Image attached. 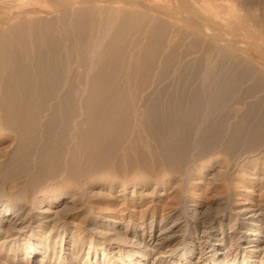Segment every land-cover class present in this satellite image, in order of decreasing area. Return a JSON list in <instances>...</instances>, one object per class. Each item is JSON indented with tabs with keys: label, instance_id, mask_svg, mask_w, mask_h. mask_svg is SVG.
<instances>
[{
	"label": "bare ground",
	"instance_id": "1",
	"mask_svg": "<svg viewBox=\"0 0 264 264\" xmlns=\"http://www.w3.org/2000/svg\"><path fill=\"white\" fill-rule=\"evenodd\" d=\"M4 1L14 3L16 0ZM44 1L48 2L53 10L47 12V10L41 9V6L28 9L19 7L16 12L0 17V130H10L15 134L19 141V144H16V155L22 152L29 156L35 155L39 165L37 168L35 166L36 173H33L34 175L30 176V173V177H27V180L24 179L23 193L30 191L34 185L37 187L36 192L38 193V188H40L38 183L46 178L44 176L49 174L52 180L54 178L52 176L60 172L62 168L68 173L69 179L71 178L78 184L85 183L86 181H83L87 177L90 179L93 174H105L110 178L111 173L121 174L124 168L141 166L147 169L146 167L149 165L146 159L147 154L155 156L163 169L165 167L170 171L183 172L185 171L186 153L191 149L189 147V132L185 130L188 124L182 120L186 113L191 120L192 118H204V120L202 119L203 131L200 133L202 136L199 138L202 150L209 152L215 147L217 143V139L214 137L216 124L214 125V121L212 122L214 119H212V114H218V112H213L220 106L222 107L221 104H224L232 95L236 89L234 82L237 81L233 80L234 82H232L222 70L225 74L221 73V76L218 74L219 77L216 75L214 78L212 73L216 71L213 67L215 64L213 60V66H210L211 62L209 64L208 61L212 58H209L207 61L209 67L206 65L208 68H203L205 70L200 76L205 73L206 78H213L207 79L209 81L205 82L201 88L186 90L185 84L182 85L185 70L179 64L180 56L178 55L180 53L174 47L171 35L167 37L166 27L163 24H158L154 17L156 14L153 15V13H160L163 10L159 4L147 5L141 0H100L110 3V5L117 4L119 7L115 8L113 5L109 7L106 4L108 7L105 8L106 6L102 5L103 8L98 7L97 9L100 10L99 12L96 10L97 14L95 15L93 10L89 9L90 7L87 8V4L86 8L75 10L80 4L90 3L93 5L91 3L94 2L93 0L77 2L27 0L28 5L35 4L36 6L41 5ZM231 1L233 3H252L261 0ZM172 2L176 6V13L170 14L168 10L167 14L196 29L195 31L204 40H208L207 38L217 40L226 47L225 51L227 48L244 52L260 51L259 46L253 42L238 41L239 39L230 37L227 32L221 33L222 30L215 29L211 18L194 17L182 4L183 7H181L180 0H172ZM202 3V12L212 10L209 9L211 3L205 0ZM247 5L249 4L247 3ZM233 6L235 8L236 5ZM261 6H259V10ZM246 9L250 8L246 7ZM261 12L260 14H262ZM150 13H152L151 18L148 17ZM43 14L47 16H43ZM157 16L160 17V15ZM215 16L217 17V15ZM257 16L259 17V15ZM213 19L215 20V18ZM255 22L253 23L256 25ZM263 22L264 20L261 23ZM218 49L215 50L218 51ZM218 72L216 71V73ZM172 84H181L180 89L175 88L176 94L174 101L172 100L174 104L166 105L164 91L169 89L168 87H171ZM262 93L258 95L261 96ZM231 103L233 102L231 101ZM203 104H206L208 108L205 109ZM227 105L230 104L227 103ZM227 105L226 107H228ZM244 105L246 107L247 104ZM224 107L223 109H225ZM202 108L207 110L208 114L199 115L202 113L200 112L203 110ZM203 112L205 113V111ZM220 113L222 114V112ZM201 119H199L200 122ZM141 131L161 142L162 147L156 152V155L152 152V148L143 141ZM230 140L232 141V138ZM228 145H225L224 150L227 157L231 151V147ZM261 151H264V144L255 155H259ZM223 158L224 160L221 161L224 163H220L225 169L222 172L226 171L223 179L225 183L221 185L223 192L213 201L221 211L212 214L213 204L192 199L189 201L190 210L188 209V211L190 216L192 215L189 222L185 219L182 220L184 217L180 215L177 207V209L167 207L166 212H163L161 216V222L159 225H155L153 219L157 208L147 206L143 209L145 216L149 211L153 212L152 220H150L152 224L150 234H135L134 241L146 250L160 251L158 264L161 257L171 255L176 248H182V246H187L186 253L180 256L186 259L189 264H239L237 254L231 258L233 248L239 244L244 245V258L241 264H264V200L251 205L236 204L230 208L229 213H226L230 205L227 192L232 178L229 175L231 172L233 173L232 168L234 167L232 166L234 164L231 163L233 160L230 161L231 157H228L230 160L225 156ZM255 162L257 163V161ZM21 171L17 172L23 173L24 169ZM236 171H238L237 167ZM81 177H83V181L80 180ZM88 178L87 182H89ZM260 178L259 176L254 177L256 181ZM25 181L28 184H25L27 183ZM75 188L77 190L73 196L74 202H80L82 198L84 199L83 192L79 187ZM33 191L34 189H32ZM16 192L13 191L10 194L9 197L12 198L10 203L0 202V223L9 222L8 229L0 227V234L5 233L7 241L8 238L23 233L29 227L28 225L36 223V227L45 234V237L42 238L46 240L47 245L50 234L58 230L57 224H59L60 218L58 220L57 217L56 219L52 218V215L31 214L27 202L32 198L27 202H20L18 201L20 195L15 194ZM30 193L28 192V195ZM120 196L116 197V200L119 201ZM130 203L135 205L134 200H130ZM113 204L117 203L113 202ZM119 209L122 212L129 209L127 201H124ZM131 210V212H136L133 208ZM6 217L9 218L8 221L4 220ZM107 217L108 221L116 222L115 217ZM145 224L144 222L143 226ZM49 228L51 230L47 235L45 230ZM188 230L192 232L187 233ZM26 245L31 250L30 255L35 257L44 254L43 243H25ZM48 250L47 248L41 264H50L46 259Z\"/></svg>",
	"mask_w": 264,
	"mask_h": 264
},
{
	"label": "rangeland",
	"instance_id": "2",
	"mask_svg": "<svg viewBox=\"0 0 264 264\" xmlns=\"http://www.w3.org/2000/svg\"><path fill=\"white\" fill-rule=\"evenodd\" d=\"M65 1L77 2L80 0ZM93 1L97 4H95L94 2H91L93 3V5H90V3L80 4L75 10L86 8L87 4V8L90 7L89 9H92L94 14L96 15L97 11L99 12L101 7L103 8L102 5L106 6L105 8H107L108 6L111 7V5H113H110V3L105 1L102 2L99 0L100 3L98 0H96L98 2H96L95 0ZM141 1H143L147 5L159 4V7L163 9L160 13H153V15L156 14L154 17L158 21V24H163L166 27L167 37H170L171 35L173 44L175 45L174 47H176V49L178 50L177 52L180 53V55H178L180 56L179 64L185 70L184 78L182 81L183 83H181L182 85L185 84L186 90L201 88L205 82L211 80V78L213 77L215 78L216 75L218 77L219 75L221 76V73H226V75L232 82L237 81L234 82L236 83V89L224 103L225 105L222 103L221 105L223 106H220L219 109H217L218 111L216 110L213 112H218V114H212V119L214 118L212 122L214 121V125L216 124V130L214 132V137L217 139V143L215 144L216 148H212L211 150H209V152H204L202 150L201 146L199 145V138H201L202 136V134L200 133H202L203 131L202 119L204 120V118H199L201 119V122L198 118H192L191 120L190 117L188 118V115L186 113V116L184 117V119L182 118V120L183 122L185 121L186 124H188L185 130L189 132V147L191 149L187 151L185 156V171H170V169L165 167L164 169L166 170H164L161 167V164L156 160L155 156L152 157V155L147 154L146 159L149 164L146 167L147 169L141 166H135L136 168H124L121 174L116 175L114 173H111L110 178L105 174H93V177L89 176L90 179L87 177L89 182H87V178L83 181V177H81L80 180H82L83 182L86 181L83 184H81V181V183L78 184L76 182H73L71 178L69 179L68 173H66V170L62 168V170L64 169V171L61 170L60 172L54 174L52 176L54 177L52 178V180L50 179L51 176L49 177V174H47L48 178L45 175V181L43 179L40 181L41 183L43 182L44 185L40 182L38 183L39 186L37 185L38 187H40L38 188V193L36 192L37 187H35L34 185L32 188L34 189V191L32 192L31 189L30 191H28L29 193L31 192L28 195V192L23 193L22 191L25 188V185H23L24 179L27 180V177H30L36 173V168L39 167L38 159L35 155H30V157L28 154H25V152L16 155V144L18 145L19 141H17L15 134L10 130H0V202L10 203V199H12L9 197L10 194L13 191H18L15 193L20 195V200L18 201L27 202L28 199L32 198L29 200V202H27V205L29 206L28 210H30L31 214L52 215V218L56 219L57 217L58 220L60 218L59 224H57L58 230L50 234L47 245L46 240L42 238L43 236L45 237V234H43L40 228L36 227V223L28 225L29 227L23 233L13 236L14 238H8L7 241L6 235H4L5 233H1L0 264H41V260L46 254L47 248L49 250L47 252L48 256L46 257V259L50 264H158L160 251L146 250L143 246L138 244V242L134 241L135 234H150L152 225L150 220H152L151 217L153 212L151 210L145 216L143 209H145V207L147 206H154V209L157 208L155 210V217L153 219L155 225H159L162 219L161 216L163 212H166L167 207H177L178 209H176L178 210L180 215L184 217L182 218V220L185 219L189 222L192 217V215L190 216V212L188 211V209L190 210V200L195 199L199 201H205L207 204L210 203L214 205L213 201L217 197L221 196L223 192V188L221 185L225 183L223 179L226 175V171H224L225 173L222 172L224 168L220 163L223 162L221 160H224V156L225 158L231 157V160L229 158L228 159L230 161L233 160L231 163L234 164L232 166L234 167L232 168L233 173L230 169L231 173L229 175L230 178H232L231 183H229V191L227 192V196H229L230 199V205L229 208H227L228 211L226 210V213H229L230 208L234 207L236 204L246 203L247 205H251L259 203L260 200H264V197H262V195L264 194V151H261L259 155H255L261 150V147L264 144V22L261 23L264 20V1L261 0L260 2L252 3H233L231 0H227L228 2L225 0H205L208 3H211V8L209 9L212 10H206L205 12H202L201 7H203L202 1L204 0H180V5L182 4L185 9H188L191 15H193L194 17L198 16L196 18H211L210 20H212V25L215 29L217 28L218 31L222 30L220 31L221 33L227 32L230 37H233L236 40L239 39L238 41L245 40L248 42H253L257 46H259V52L251 50V53L241 50L234 51L231 48H227V50L225 51L224 49H226V47L217 42V40H214L212 38H207L208 40H204V38L200 37V34L195 31L196 29L190 27L183 21H177V19H175L173 16L171 17L167 14L168 12L166 11L168 10L170 14L173 12V14L176 13V6L173 4L172 0ZM247 3L249 5H247ZM106 4H108V6ZM115 5H113L115 8L119 7L117 4ZM182 5L181 7H183ZM233 5H236L235 8ZM258 5H262L260 7V10L262 12L259 10ZM38 6H41L40 8L44 11L47 10V12L53 10V7L46 1L42 2L41 5L38 4L36 6L35 4L28 5L27 0H16L14 3H6L4 0H0V17L5 16V14L7 16V14L9 15L13 12H16L19 7L28 9ZM98 7L100 9H97ZM246 7L250 9L248 10L246 9ZM248 11H250L249 14ZM255 11L259 13L257 14L259 15V17L255 14L257 13ZM260 12L262 14H260ZM157 15H160V17ZM215 15H217V17ZM43 16L47 15L43 14ZM151 16L152 13L148 14L149 18H151ZM213 18H215V20ZM253 22H255L256 25ZM257 22L259 26L261 25L260 27H257ZM218 27L222 29H219ZM188 28L190 29L189 31ZM193 32L195 33L193 34ZM202 45L204 46L202 47ZM214 47L215 49H221H218L217 51L214 49ZM211 48H213L212 50L215 51L211 52ZM224 52L226 53L224 54ZM211 53L213 56L211 55ZM207 54L208 56H206ZM209 58L212 59L210 60ZM213 60L215 64L214 66L212 64ZM205 61H208L209 64L211 62L210 66H213L217 72L219 71L218 73H216V71H213V77H210V79L206 78L207 76L204 75L205 73L200 76V74L204 72L203 70L209 67L208 62L206 63ZM221 70L225 71V73ZM180 85L181 84H172L171 87H168L170 90L167 89L166 91H164V99L166 105L174 104L173 101L176 94L175 91L176 89H180ZM261 93L262 95L259 96ZM232 97H234L235 99L233 100ZM253 98L257 99L255 100ZM230 100L233 103H231ZM227 103L230 105H227ZM244 104H247L246 107ZM226 105L228 107H226ZM203 107L205 109L208 108L206 104H203ZM223 107L225 109H223ZM204 108H202L203 110L200 111L202 113H199V115L204 116L208 114L207 110H204ZM255 108L258 109L255 110ZM203 111H205V113ZM246 111H250L249 113L251 114L247 113ZM220 112H222V114ZM198 128L201 130H199ZM141 136L144 139L143 141L152 148V152H154V155H156V152L159 151L162 147L161 142L152 139L148 136V134L142 131ZM231 138L232 141L230 140ZM228 141H230L232 144L229 142L230 145H228ZM190 143L192 144V146H190ZM225 145L231 147V151L230 154H228V157L227 154H224ZM239 155L241 158L239 157ZM228 159L227 161H229ZM249 159L251 162L249 161ZM240 160L243 162H241ZM255 161H257V163ZM25 162L27 163L25 164ZM239 165L243 167L240 168ZM235 166L238 168V171H236ZM22 169H24L23 173L25 175L23 173L17 172H22ZM239 171L241 174L239 173ZM255 175L257 177H261L262 179L260 178L256 181L254 179V177L256 178ZM230 178L228 177V179ZM72 182L74 183V185ZM208 182L210 183L209 185L207 184ZM25 184H28V182ZM75 187H79L83 192L84 199L82 198L80 202H74L73 196L75 195L74 193L77 190ZM84 194L86 195V197ZM119 195L121 196L118 201L116 200V197L118 198ZM120 199L123 200L120 201ZM130 200H134L135 205H132L130 203ZM124 201H127L129 209H126L122 212L119 208ZM113 202H116L117 204L115 205L113 204ZM90 204H93L94 206H91ZM131 208L135 209L136 212H131ZM217 210L218 208L214 205L212 206L211 213L215 214L221 211ZM107 216L115 217L114 219L116 222L114 223L108 221L106 219L108 218ZM8 219L9 218L6 217L4 220L8 221ZM144 222L146 224L143 226ZM8 224L9 222H3L2 224L0 223V227L2 226L1 228L5 229L7 226H9ZM8 228L9 227H7V229ZM50 230L51 228L45 230L47 235ZM191 232L192 231L188 230L187 233ZM248 233H251V231H248ZM36 242H39L41 244L43 243L45 251L44 254H39L34 257V255H30L31 250L27 248V245L25 246V243L34 244ZM243 246L244 245L239 244L237 247H234L233 254L231 255V258H233L236 254L238 255L237 259L239 260V264L242 263V260L244 258ZM183 247L184 246H182V248H176V250L169 256L161 257L159 264H189L186 259L180 256L186 253L185 249L187 246H185L184 248Z\"/></svg>",
	"mask_w": 264,
	"mask_h": 264
}]
</instances>
